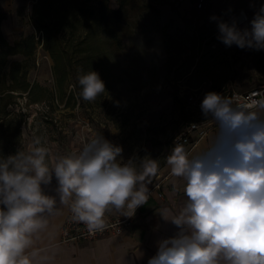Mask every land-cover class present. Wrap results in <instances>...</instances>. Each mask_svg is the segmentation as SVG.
I'll return each mask as SVG.
<instances>
[{
	"label": "rangeland",
	"instance_id": "rangeland-1",
	"mask_svg": "<svg viewBox=\"0 0 264 264\" xmlns=\"http://www.w3.org/2000/svg\"><path fill=\"white\" fill-rule=\"evenodd\" d=\"M38 1L10 2L8 9L18 13L22 29L15 30L11 19L5 36L10 43L35 37L32 55L18 53L10 61L21 62L20 74L24 72L26 81L35 84L31 94L21 88L14 90L16 111L27 114L22 152H29L39 138L48 150L50 166L99 135L122 148L118 162L132 159L139 169L143 161L155 159L158 173L179 130L187 122L210 117L200 107L206 93L224 83L246 85L240 91L264 83V49L228 47L219 39L221 20L235 23L241 30L251 28L253 17L247 14L242 20L240 12L246 6L235 5L234 0H208L202 8L193 0H153L160 10L158 19L143 10L145 0H129L123 20L116 21L122 36L118 48L102 25L80 12L76 1L56 0L55 5L62 7V39L53 38L56 47L52 49L47 47L44 32L33 26V6ZM111 3L119 7V0ZM262 5L264 0L254 6L260 9ZM213 8L217 10L207 14ZM91 70L99 73L105 91L94 101H85L78 74ZM4 71L10 72V62ZM157 173L146 181L148 188ZM111 209L115 217H125L126 209Z\"/></svg>",
	"mask_w": 264,
	"mask_h": 264
},
{
	"label": "clouds",
	"instance_id": "clouds-1",
	"mask_svg": "<svg viewBox=\"0 0 264 264\" xmlns=\"http://www.w3.org/2000/svg\"><path fill=\"white\" fill-rule=\"evenodd\" d=\"M250 23L241 30L219 21V39L228 47L264 49V5ZM78 83L85 101L105 91L94 70L78 74ZM200 107L218 132L210 147L192 157L179 145L168 156L172 174L186 182L187 202L171 220L178 233L159 242L148 264H264V100L240 105L208 92ZM121 153L98 135L50 166L48 150L37 138L29 152L0 159V264H32L27 250L33 236L56 210V197L43 187L53 174L59 202L89 232L106 227L111 208L133 216L148 199L146 181L158 163L146 160L138 169L132 159L118 162Z\"/></svg>",
	"mask_w": 264,
	"mask_h": 264
},
{
	"label": "crops",
	"instance_id": "crops-1",
	"mask_svg": "<svg viewBox=\"0 0 264 264\" xmlns=\"http://www.w3.org/2000/svg\"><path fill=\"white\" fill-rule=\"evenodd\" d=\"M11 1L0 0V11L6 14L1 24L6 36H8V25L9 23L12 24L11 19L16 23L15 30L22 29V26L17 23L16 15L18 13L14 11L15 14H12L8 9ZM17 1L22 2L23 0H15V3ZM111 1L113 2V0H110V5L112 4ZM258 1L234 0V3L235 5L246 6L242 10L254 17L255 13L259 11L254 6ZM111 6L113 7V4ZM113 8H117V6ZM221 9L218 8L222 11ZM216 10L217 8L207 10V14ZM13 61L17 60H9L10 69ZM245 87L246 85L240 87L234 83H224L221 88L212 91L227 95L232 90L241 92L240 90ZM246 89L249 90V88ZM207 120L210 123V130L197 146L186 152L189 157L210 147L218 132L216 121L211 116ZM174 147L173 145L169 146L166 163L158 171L153 185L148 188V192L152 191L151 196L144 205L136 209L135 214L130 218V222L125 224L124 232L106 234L97 240L82 242L62 240V228L69 215L70 207L59 202L56 192L57 181L53 174L51 184L43 187L48 194L56 197V210L50 215L46 214L48 220L46 228L33 236V244L27 250L31 254L32 264H148L149 258L156 254L159 242L178 233L179 228L171 220L180 215L187 202L184 192L186 183L184 178L173 175L170 165L167 164V158ZM160 192L163 196H160ZM106 212L115 217L113 215L115 212H112V209Z\"/></svg>",
	"mask_w": 264,
	"mask_h": 264
},
{
	"label": "trees",
	"instance_id": "trees-1",
	"mask_svg": "<svg viewBox=\"0 0 264 264\" xmlns=\"http://www.w3.org/2000/svg\"><path fill=\"white\" fill-rule=\"evenodd\" d=\"M77 7L86 16L93 17L104 28L110 36L113 45L118 48L122 44V36L116 27V21L123 20L125 9L129 0H119V7L114 9L110 6V0H74ZM157 2L169 3L174 0H156ZM56 0H39L33 8L32 20L38 30L44 32L47 47L52 49L55 44V37L62 39L59 35L61 24V6L55 5ZM92 3L93 5H90ZM90 5L91 7H89ZM64 7V6H63ZM143 10L150 11L158 19L160 10L158 4L153 0H145L141 4ZM6 14L0 11V159L9 155L23 153V125L27 123V114L23 111H16L18 104L17 94L14 90L18 88L24 91L33 92L35 84L26 81L25 73L22 71V63L13 61L9 73L4 67L12 55L23 53L32 55L35 50L36 40L34 36L17 40L10 43L2 30V21ZM157 27L156 23H153ZM52 36V38H51ZM45 40V38H44ZM56 47V46H54ZM56 56V55H55ZM57 57V56H56ZM10 77V81L9 78ZM21 83L20 85H17Z\"/></svg>",
	"mask_w": 264,
	"mask_h": 264
},
{
	"label": "built area",
	"instance_id": "built-area-1",
	"mask_svg": "<svg viewBox=\"0 0 264 264\" xmlns=\"http://www.w3.org/2000/svg\"><path fill=\"white\" fill-rule=\"evenodd\" d=\"M198 8L206 5L208 0H193ZM244 13V10L241 12ZM41 34V32H40ZM39 36L41 37L42 34ZM225 98L232 100L235 104H253L260 100H264V83L255 86L247 91L232 90ZM210 130V123L206 121H192L188 122L183 130L176 134L173 140L174 146H182L187 151L191 150L208 134ZM152 191L148 192V198L151 196ZM160 196L163 194L160 192ZM106 227L103 230L96 232H89L87 226L83 222H78L73 219V214L70 210L69 215L62 228L63 241L82 242L89 239L100 238L106 234H121L125 230V224L130 222V218L112 217L107 212L105 213Z\"/></svg>",
	"mask_w": 264,
	"mask_h": 264
},
{
	"label": "bare ground",
	"instance_id": "bare-ground-1",
	"mask_svg": "<svg viewBox=\"0 0 264 264\" xmlns=\"http://www.w3.org/2000/svg\"><path fill=\"white\" fill-rule=\"evenodd\" d=\"M241 16H242V18H241L242 20H243V19H247V17H248V16H247V14H246L245 12H244V13H242V15H241Z\"/></svg>",
	"mask_w": 264,
	"mask_h": 264
}]
</instances>
